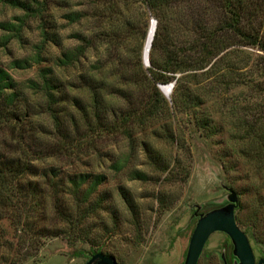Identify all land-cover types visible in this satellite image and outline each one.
<instances>
[{
    "label": "trees",
    "instance_id": "1",
    "mask_svg": "<svg viewBox=\"0 0 264 264\" xmlns=\"http://www.w3.org/2000/svg\"><path fill=\"white\" fill-rule=\"evenodd\" d=\"M91 1L95 8L91 16L96 19V26L73 36L78 44L66 48L58 58V66L65 70L75 69L90 51L102 48L109 52L118 41L135 35L137 19L133 12L139 7L145 6L158 20L150 51L151 68L148 71L151 77H145V81L152 83V86L149 93L137 100L130 94L121 93L122 98L131 105L128 110L118 111L108 106L107 97L110 94L105 89L109 79L108 76L101 77L100 73L107 67L115 66L112 77L121 75L120 83L124 87L140 85L144 80L142 76L130 74L125 65L121 67V62L114 64L109 60L93 63L79 72L74 82L60 81L56 70L43 65L47 46L50 43L62 45L46 16L48 0H0L23 12L16 18L18 22L0 23L6 32L4 46L14 38H21L29 20L34 19L39 23L40 42L35 45V54L30 58L13 60L11 67L20 69L38 64V77L30 79L24 86L45 99V104L37 105V112L40 116L49 114L57 132L54 144L40 147L39 144L26 143L24 132H29L27 125L31 120L28 93L8 70L0 67V123H11L12 130L18 134L17 143L22 151L20 155L10 156L0 152V248L14 245L18 249L19 259L31 255L24 252V244L35 251L47 237L92 239L89 220L107 207L108 192H100L101 186L107 182V176L90 171H67L54 165L41 166L39 162L43 158L55 157L65 149L82 152L85 148H93L91 143L95 135L109 132L131 137L135 125L157 121L163 123L157 131L160 133L163 130L167 138L175 140L174 119L184 115L190 117V123L208 136L220 132L234 133L231 139L244 143L239 150L241 155L260 162L264 160V54H255L247 49L264 52V0ZM123 10L128 13L127 17L122 14ZM88 14L84 9L72 10L65 13L64 18L71 24H81ZM121 16L122 23L116 26L114 22L121 20ZM175 22H183L185 26L172 30ZM148 32L147 29L140 48L141 69H144L142 59ZM173 81L175 86L170 100L158 85H168ZM212 84L222 87V92L216 96L220 98L221 121H217L206 107V90L210 93L206 88ZM240 88V94L231 95L233 89ZM80 89L90 92V104L71 94V91ZM61 104H67V107L71 104L77 112L70 113L65 109L67 113L63 115L64 109H59ZM229 120L234 125L229 124ZM45 131V128L40 129L39 138H44ZM148 145L143 142L149 160L160 166L158 170L161 169V172L172 175L171 164H165L159 153L152 151ZM182 147L186 148L184 144ZM230 149L232 147L226 148L221 155L225 165L226 160L231 162L230 157L236 155ZM130 158H121L112 167L122 171ZM129 177L142 181L150 179L145 171L138 168L130 170ZM119 189L134 216L135 225L140 227L141 211L137 200L125 187L120 186ZM9 212L11 214H7ZM51 212H54L59 225L47 224ZM9 217L18 228L15 236L19 242L16 245L5 237L7 228L4 221ZM120 225L116 219L113 228L119 230ZM104 231H107L106 227ZM226 240V246L233 247L229 236ZM101 250L99 248L96 252ZM226 254L229 264H233L236 257L230 251Z\"/></svg>",
    "mask_w": 264,
    "mask_h": 264
},
{
    "label": "rangeland",
    "instance_id": "2",
    "mask_svg": "<svg viewBox=\"0 0 264 264\" xmlns=\"http://www.w3.org/2000/svg\"><path fill=\"white\" fill-rule=\"evenodd\" d=\"M91 2V0H48L46 16L57 36L60 37L62 45L50 43L47 46L43 65L56 70V76L60 81L74 82L79 72L97 61L105 63L112 60L114 64L121 62L123 64L121 67L125 65L128 73H138L144 78L140 85L124 87L120 83L121 75L112 77L115 66L105 68L100 74L101 77L108 76L109 79L105 89L110 94L107 97L108 106L113 110H128L131 105L122 98L121 93L130 94L137 100L150 92L152 83L145 81V77H151L148 71L151 63H147L143 56L144 69H141L140 48L147 29L149 30L153 22L158 26V20L151 15V11L146 10L145 6L139 7L133 12L137 19L135 35L118 41L109 52H105L102 48L92 50L75 69L65 70L58 66V58L66 48L78 44L73 36L88 32L96 26L97 21L91 16L95 10ZM83 9L89 14L81 24H71L64 18L68 11ZM122 14L124 17L128 16L125 10ZM21 15L23 12L20 9L0 2V23L18 22L16 18ZM114 23L116 26L122 23V16L121 20ZM38 25V21L29 20L21 38L12 39L6 46L3 45L6 32L0 27V67L8 70L28 93L27 104L31 120L27 125L29 132H24L26 143L44 147L56 142L55 124L49 114L40 116L37 112L39 110L37 105L45 104V99L24 86L30 79L38 77V64L20 69L11 67L13 60L30 58L35 54V45L40 42ZM184 26L183 22H175L171 29L178 30ZM122 30L124 31V28ZM247 49L255 54H264L258 49ZM171 83L175 84V81ZM215 85L206 88H209L210 93L205 89L206 107L217 121H221L220 98L216 96L222 92V87ZM162 86L165 85H158L160 89ZM173 90L167 95L161 89L170 100L173 97ZM240 91L241 88L233 89L231 95L237 96ZM71 94L91 103L90 92L87 90L71 91ZM66 107L67 104L59 106V109H64L63 115L67 113L65 109L70 113L77 112L71 104ZM190 121L188 116L175 117L173 122L177 136L175 140L167 138L163 130L159 133L157 130H160L163 123L153 121L147 125H135L131 137L109 132L100 136L95 135L91 143L93 148H85L82 152L65 149L55 157L43 158L39 162L41 166L54 165L67 171L81 170L105 174L107 182L101 186L100 192H108L107 207L99 210L97 215L89 220V227L93 231L92 239L84 241L67 236L47 237L35 251L33 247L24 244V252H30L31 255L23 259L18 258V249L14 248V245L1 247L0 264H86L99 248L102 249L99 252L111 254L110 256L115 257L120 264H184L193 233V224L197 219L195 216L197 207L202 206L201 213L228 202L227 197L230 192L225 188L226 186L238 193L240 207L238 206L236 212L237 222L247 232L257 261L262 258L264 256V160L260 162L257 159H250V156L241 155L239 150L244 147V143L231 139L234 133L220 132L208 136ZM81 122L83 125V121ZM10 124V122L0 123L2 126L0 152L8 156L20 155L22 151L20 144L17 143L18 134L12 130ZM229 124L234 125L230 120ZM169 125L172 126V123ZM42 128L47 132H44V138H39ZM143 142H147L152 151L159 153L165 164H171L174 171L172 175H168L169 172H161V169L158 170L160 166L149 160ZM183 144L186 148H181ZM231 147L230 150L236 155L230 157L232 163L226 160L225 165L221 155L226 148ZM127 156H131L130 162L122 171L112 167L114 162ZM135 168L145 171L150 179L132 180L129 172ZM120 186L125 187L139 204L140 227L135 225L134 216L121 195ZM48 216V225H59L54 212L49 213ZM116 219L119 224L121 223L119 230L113 228ZM12 222V217L4 221L7 228L5 237L16 245L19 242V238L15 236L18 234V228ZM227 238L228 235L224 232L214 233L204 248L199 264H225L223 253L233 252V247L226 246Z\"/></svg>",
    "mask_w": 264,
    "mask_h": 264
},
{
    "label": "water",
    "instance_id": "3",
    "mask_svg": "<svg viewBox=\"0 0 264 264\" xmlns=\"http://www.w3.org/2000/svg\"><path fill=\"white\" fill-rule=\"evenodd\" d=\"M157 25V24H156ZM145 61L150 64V53ZM171 89L174 88V83ZM162 89V87H161ZM227 197L228 202L207 212H201L202 206H198L195 215L198 216L195 229L192 233L189 248L184 264H199L204 248L210 237L216 232L226 233L233 244V255L236 257L233 264H264V256L258 261L251 245L249 236L237 222L236 209L239 206V195L230 187ZM225 264H229L227 254L223 253ZM86 264H120L113 256L103 252L94 253Z\"/></svg>",
    "mask_w": 264,
    "mask_h": 264
},
{
    "label": "bare ground",
    "instance_id": "4",
    "mask_svg": "<svg viewBox=\"0 0 264 264\" xmlns=\"http://www.w3.org/2000/svg\"><path fill=\"white\" fill-rule=\"evenodd\" d=\"M157 25L155 22L152 23L151 27L149 28V32L145 41V45H144V54L146 55V57L148 56V54L151 51L152 48V44H153V40L155 37V31H156ZM162 90L169 95L170 92L172 91L171 89V85H165L162 86Z\"/></svg>",
    "mask_w": 264,
    "mask_h": 264
}]
</instances>
